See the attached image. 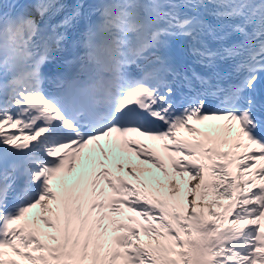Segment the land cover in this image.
<instances>
[{"label":"snow or ice","instance_id":"snow-or-ice-1","mask_svg":"<svg viewBox=\"0 0 264 264\" xmlns=\"http://www.w3.org/2000/svg\"><path fill=\"white\" fill-rule=\"evenodd\" d=\"M0 264H264V0H0Z\"/></svg>","mask_w":264,"mask_h":264}]
</instances>
